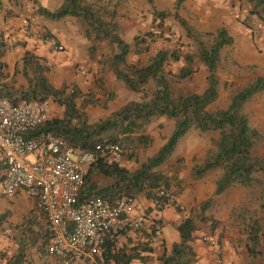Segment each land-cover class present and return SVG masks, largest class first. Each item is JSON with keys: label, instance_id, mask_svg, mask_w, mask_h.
I'll use <instances>...</instances> for the list:
<instances>
[{"label": "trees", "instance_id": "trees-1", "mask_svg": "<svg viewBox=\"0 0 264 264\" xmlns=\"http://www.w3.org/2000/svg\"><path fill=\"white\" fill-rule=\"evenodd\" d=\"M121 1L124 0H62L54 10L43 7L37 10L40 15L50 19L66 16L80 19L86 38L90 41L88 49L91 56L95 54L98 41L107 40L114 44L115 51L108 58V63L116 77L122 79L129 89L139 91L140 86L153 81L154 87L148 99L129 100L108 116L93 122L87 119L86 113L77 103L79 91L75 87L68 91L55 87L46 74L47 66L44 61L28 50L22 55V74L26 79V86L16 88L4 81L5 42L0 33V97L13 104L52 97L58 105L56 116L45 120L26 135L53 133L74 148L95 151L78 193L80 202L87 197L111 200L121 194L136 196L141 191L151 198L153 190L158 187L171 192V177L157 168L169 159L179 139L191 128L198 129L201 133H218L202 161L194 163L189 172L192 179L217 173L211 197L224 193L234 185L243 188L257 185L259 195L264 196V154L255 153L257 143L264 142V132L251 124L246 110L254 96L264 91V76L256 75L247 81L232 94L225 107L208 109V105L218 96V70L231 59L234 40L227 28L219 26L209 31L199 29L191 19L181 15L184 0H174L167 7L153 8V28L135 35L131 44L119 31L117 7ZM147 1L152 3V0ZM249 1L254 2V7H259L264 0ZM168 17L176 20L182 28V35L192 48L183 51L181 48L160 47L155 49L144 64L128 62L131 53L139 54L148 49L149 41L164 30ZM169 62H179L180 66L174 72L170 71L166 68ZM197 62L206 70L204 89L199 93L174 96L173 82L189 78L196 71ZM160 116L172 118L173 128L162 145L141 161L137 168L129 170L123 163H113L108 159L105 145L118 143L123 155L124 144L130 140L143 146L148 145L151 139L144 133L146 127L152 118ZM97 145L102 148L95 150ZM94 173L111 178L114 182L98 188L92 180ZM211 197L199 204L195 214L188 212L176 225L179 239L172 242L168 252L164 251L159 256L161 264L192 263L195 254L191 246L193 233L198 229V220L205 219L204 214L213 202ZM258 199L260 201L257 208L240 224L247 254L245 264H264V198ZM176 209L180 210L181 206L178 207L177 204ZM9 214L10 210L0 213V228ZM11 229L14 231L11 239L16 247L12 253L0 254L2 264H24L29 246L42 249L49 239V233L40 236L38 226L33 227L28 219ZM129 232L134 231H121L106 237L103 244L106 263L129 264L133 260H148L147 253L152 251L153 246L145 241V232L141 236L143 239L136 241L131 247L117 246L118 236Z\"/></svg>", "mask_w": 264, "mask_h": 264}, {"label": "rangeland", "instance_id": "rangeland-1", "mask_svg": "<svg viewBox=\"0 0 264 264\" xmlns=\"http://www.w3.org/2000/svg\"><path fill=\"white\" fill-rule=\"evenodd\" d=\"M131 1L137 3L136 6L140 9V13L131 11L129 9L130 5L126 4L124 5V8H119L117 19L120 25L119 31L121 36L132 44L135 35H141V33L153 28V8L167 7L173 0H152V3H149L147 0ZM231 1H237L239 4L236 21L240 23L239 26L241 31L239 29L233 31L234 36L232 37L234 43L231 51V59L224 67L218 70L220 77L218 96L208 105V109L210 110L225 107L232 94L239 90L247 81L251 80L256 75L264 76V35H262L264 33V1L259 7H254V2L249 0ZM146 5L147 8H145ZM163 29L164 30L160 34H157V37L153 40H150L149 38V46L146 51L139 54L131 53L128 62L144 64L155 49L160 47L181 48L183 51L192 48L185 36L182 35V28L179 27L173 17L167 18L166 25H164ZM245 32H248V34L245 35ZM3 39L5 42L4 50L13 53H16V50H19L21 60L23 53L26 50H31L27 49L28 40H25L24 38H18L17 36L14 38L3 36ZM114 51L115 45L109 43L107 40L98 41L96 43L94 56L97 53H100L102 60L101 69L103 71L110 69L108 58L114 53ZM30 52L33 53L32 51ZM179 66V62H169L166 68L174 72ZM196 66V71L189 78L175 80L173 82L172 92L174 96L177 97L189 93H199L204 89L206 83V70L199 62L196 63ZM18 74L23 76L21 69H14L11 78L4 81L12 87H25L23 83L15 85L18 83ZM7 75L8 71H6V76ZM51 76L53 77L52 73ZM23 79L25 80V83H27L24 76ZM67 86L68 85L64 81L58 85V88H66ZM153 87L154 83L150 80L146 84H143L138 92H134L133 94L137 99H148L151 96ZM89 90L90 92L83 94L85 95L84 97H82L83 95L78 90L79 94L77 96V103H80L82 109L87 107V110H84V112L86 113L87 119L90 122H93L100 118H104L108 109L104 106L102 108L103 111L97 108V106H102L104 102H106L105 100L103 101L104 97H99L97 95H106L103 91L104 88L102 85L99 86L96 91ZM106 99H108V96ZM99 100L103 101V103L99 102ZM87 103H89L90 106H84L88 105ZM246 110L248 111L251 124L264 132V91L254 96L249 102ZM168 125L167 122H164L159 127L164 133L161 136L163 139H165V137L171 132L168 129ZM159 133L161 134V131H159ZM217 135L218 133L216 131L201 133L198 129H189L179 139L175 147L173 159L176 158V160L172 161V159L171 161H167L160 165L161 169L159 170L161 172L162 170L174 171L177 173L181 172V178H178V176H175L174 174L169 175L171 177L170 185L173 186L175 190L188 188L193 192V189L196 187H199L200 189L202 198L199 199L195 197L191 198L186 204H178V207L181 206L179 211H184L182 217L188 212H193L195 214L199 204L212 196L214 188L210 190L209 183H213L214 185L217 173L212 172L206 174L201 179H192L189 176V172L194 163L202 161L206 150L211 145V141L216 138ZM151 142L152 139L148 146H143L140 143L130 140L124 144V157L126 159H131L133 162L135 161V163L144 161L155 151ZM255 153L258 155L264 154V142L260 141L257 143ZM186 170L189 171L187 172ZM235 187H240L241 189L233 190L232 188ZM231 194L234 195V198L228 197ZM219 195L211 197L213 198V202L204 214L205 219L198 220V229L193 233L194 238L205 244L207 243L206 237L208 236L216 237L219 239L220 244L226 240L228 245L234 251L232 252V257L235 259V264H245L247 254L245 249V239L240 233V224L243 219H247L252 211L257 208L260 201L258 198H264V196L259 195V187L257 185L250 188H243L234 185ZM174 208H176V206ZM29 215V212L13 211L10 212L6 220L3 221L0 228V254L5 252L12 253L15 250L14 248L16 245L11 239L14 231L11 228L21 223L24 219L26 220V217ZM15 230H17V228ZM166 230L170 231L172 230V227L167 226ZM168 236L170 237V235ZM132 245L128 247H131ZM27 252V259L24 264H60L55 258L49 257L45 253L44 248L38 249L36 246H29ZM134 262H136V260H133L129 264H135ZM0 264H2L1 258Z\"/></svg>", "mask_w": 264, "mask_h": 264}, {"label": "built area", "instance_id": "built-area-1", "mask_svg": "<svg viewBox=\"0 0 264 264\" xmlns=\"http://www.w3.org/2000/svg\"><path fill=\"white\" fill-rule=\"evenodd\" d=\"M30 21L29 18L26 30ZM39 37L44 43L52 42L49 35ZM53 47L63 48L58 43ZM57 113L58 105L52 97L15 104L0 97L2 193L13 196L23 190L37 200L48 226L46 249L62 264H107L103 253L105 239L121 231H136L140 237L145 232V241L154 246L162 238V226L147 220L143 205L135 195L121 194L111 200L101 197L78 200L94 150L74 148L53 133L26 135ZM101 148L97 145L95 150ZM105 151L111 162H123L118 143L105 145ZM150 201L156 210L178 204L173 194L163 187L153 190ZM206 238L212 261L221 264L219 240L212 236Z\"/></svg>", "mask_w": 264, "mask_h": 264}, {"label": "crops", "instance_id": "crops-1", "mask_svg": "<svg viewBox=\"0 0 264 264\" xmlns=\"http://www.w3.org/2000/svg\"><path fill=\"white\" fill-rule=\"evenodd\" d=\"M61 3L62 0H0V33L2 36H9L10 38L17 36L18 38L28 40L27 49H31L30 51H32L34 55L44 61L47 66L46 74L55 87L58 88V85L65 81L68 85L65 88L66 91L75 87L83 95L86 92H90L89 89L96 91L99 86L102 85L104 88L103 91L106 95H97L99 97H104L103 101L105 100L106 102H104L102 106H97V108L103 111V106L107 107L108 110L105 113L106 117L112 111L120 108L129 100L137 99L133 93L138 91L129 89L122 79L116 77L110 66V69L106 71L101 69L100 53H97L95 56H91L88 49L90 42L86 38L84 25L80 19L70 16H66L61 19H50L37 12L39 7L54 10L59 7ZM126 4L130 5L129 9L131 11L140 13V9L137 8L136 2L124 0L121 1L117 7V16L119 8H124V5ZM145 8H147V5ZM238 8V2L231 0H184L180 13L182 16L191 19V22L199 29L209 31L215 29L216 27L224 26L227 28L229 34L234 36V30L236 31L239 29L241 31L239 26L240 23L236 21ZM29 18L31 21L28 25L29 28L26 30ZM40 34L49 35L52 42L44 43L39 37ZM246 34H248V32H245V35ZM262 35H264V33ZM55 43L61 44L63 47L62 50H56L53 47ZM5 51L6 50H4L3 54V62L5 63L3 75L4 80H7L11 78L14 69H21L22 73V60L19 55V50H16V53ZM6 71H8L7 76ZM51 73L53 74V77L51 76ZM17 80L18 83L15 85L23 83L24 86H26L25 80L21 74H18ZM84 96L85 95L82 97ZM107 96L108 99H106ZM103 101L99 100V102L102 103ZM87 104L88 105L84 106H90L89 103ZM83 110H87V107H84ZM164 122L169 124L168 129L171 131L174 124L173 119L160 116L152 118L144 132L150 137V139H152L151 144L154 146L155 151L164 142V139L161 138L164 133L159 128ZM159 131H161V134ZM174 153L175 150L167 161H171L173 159ZM152 154H150V156ZM174 160H176V158L172 161ZM122 163L129 170H133L137 168L140 162L135 163V161L133 162L131 159H126L124 157ZM157 169H161V167L159 166ZM162 173L166 175L174 174L175 176H178V178L182 177L181 172L177 173L174 171L162 170ZM3 175L4 168L0 165V183ZM92 180L97 184L98 188H103L114 182L113 179L102 176L98 173H94L92 175ZM209 188L210 190L214 188L213 183H209ZM232 189L237 190L241 188L235 187ZM170 191L178 204L182 203L181 205L186 204L191 198H202L199 187L193 189L192 192L188 188L175 190L173 186H170ZM136 197L143 205L147 220L151 222H159L161 224L162 238L152 247V251L147 253L149 256L147 261L140 262L139 260H136L134 263L161 264L159 256L164 251L168 252L172 242L179 239V233L176 229V225L182 219V213L184 211L181 212L174 207H165L163 209L156 210L151 206L150 197H148L144 191L138 192ZM228 197L234 198V195L231 194ZM4 210H10V212H29L30 215L26 218L33 224V227L38 226L39 235L42 236L45 233L46 235L48 234L47 222L44 214L37 205V200L28 196L23 190H18V192L13 196H6L2 193L0 186V213ZM167 226L172 227V230H166ZM168 235H170V237ZM142 239L143 238L140 237L136 231L121 234L117 238V246L128 247L136 241H140ZM48 241L43 246L45 253L49 257L55 258L58 263L62 264L59 259L48 253L46 249ZM221 245V264H235V259L232 257V252L234 251L228 245V242L224 240L223 243L221 242ZM191 246L195 253L191 264H215L212 261L211 249L207 243L205 244L194 238L191 242Z\"/></svg>", "mask_w": 264, "mask_h": 264}]
</instances>
